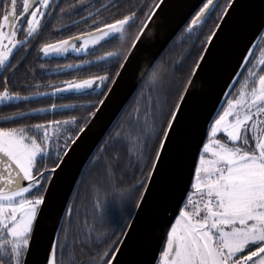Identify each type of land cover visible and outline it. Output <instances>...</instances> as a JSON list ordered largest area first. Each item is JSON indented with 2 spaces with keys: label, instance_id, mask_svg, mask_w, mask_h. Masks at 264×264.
<instances>
[{
  "label": "snow or ice",
  "instance_id": "snow-or-ice-1",
  "mask_svg": "<svg viewBox=\"0 0 264 264\" xmlns=\"http://www.w3.org/2000/svg\"><path fill=\"white\" fill-rule=\"evenodd\" d=\"M110 6L91 11L94 6L85 0L65 7L53 0H0V67L6 71L17 67L10 62L13 50L39 40L56 9L73 27L83 23L87 30L44 42L39 51L94 57L57 64L58 70L85 74L37 83L28 95L10 88L7 76L0 82V104L34 97L51 101L27 111L17 105L0 114V125H13L0 126V264H264V0H199L177 35L188 45L186 55L195 50L191 69L173 90L163 81L175 66L165 68L157 82V67L149 64L140 74L129 113H134L135 130L117 126L88 155L87 166L103 162L118 214L110 215L98 199L96 217L109 226L100 229L95 220L89 224L85 219L74 228L75 206L65 201L56 212L54 241L40 244L45 210H56L73 155L133 70L134 53L149 23L163 26L170 10L180 5L150 0L108 23L101 12ZM76 9L87 15L71 20ZM137 22L132 51L123 57L119 50L95 55L97 46L121 39ZM67 29L61 23L57 31ZM240 37L245 38L242 46ZM229 64V90L222 93L228 98L205 118L201 99ZM92 67L98 71L85 72ZM149 76L152 84L146 82ZM80 109L86 113L82 117L66 114ZM48 115L64 118L40 119ZM33 118L40 122L21 123ZM117 142L126 150L123 171L134 177L128 185L117 182L121 154L106 155ZM80 175H85L83 168ZM161 221L166 222L163 237L153 246Z\"/></svg>",
  "mask_w": 264,
  "mask_h": 264
},
{
  "label": "trees",
  "instance_id": "trees-1",
  "mask_svg": "<svg viewBox=\"0 0 264 264\" xmlns=\"http://www.w3.org/2000/svg\"><path fill=\"white\" fill-rule=\"evenodd\" d=\"M86 4H92L94 7L89 9L94 11L96 8H100L101 5H111L107 10H102L101 15L106 20V22L111 23L114 19L120 18L122 15L126 14L130 9L141 5H148L150 0H85ZM54 4H59L61 7H65L68 4L76 3V0H54ZM147 9L145 8L144 11ZM49 11H52L51 9ZM56 15L48 18L46 27L42 30L40 39L31 46L22 47L17 49L11 56L10 62L12 65H16V69L13 71L9 68L7 71L5 68L0 70V82L3 81L4 77H9L8 84L10 88H13L21 92V95H28L30 91L34 89L35 84L39 83L41 85L46 84L48 81L60 82L73 78L76 75H84L85 73H77L72 69H57L56 65L66 64L70 62H78L80 59H93L94 57L84 54H68L66 56H53L44 57L41 55L42 52L39 51L40 45L44 42H55L57 40L65 39L69 35L78 33L81 30H87L85 24L80 23L77 27H73L68 17H61L58 9L55 10ZM87 12L81 9H76L71 14V20L79 21L81 16H86ZM140 19H143V12L138 13ZM146 22V21H145ZM68 25L67 30L57 31L60 24ZM91 22L89 21V24ZM139 23H133L127 27L126 31L122 35L121 39L114 42L103 44L95 48V55H102L106 51L119 50L121 57L128 53L130 50V44L138 33ZM178 35V34H177ZM177 35L174 37L172 42L168 45L165 51L160 56L159 60L155 64L156 67L163 66L169 70L174 68L173 75L166 77L163 81L165 86L171 83V87L174 90L175 87L179 85L180 77L185 76L192 67L193 58L195 56V50L192 51L191 55H186L187 43H182ZM34 42V41H33ZM184 57L183 63L177 65V62ZM41 65H44L41 68ZM88 71H98V67H92L85 70ZM171 80V81H170ZM2 90V88H0ZM47 88H41V91H46ZM68 96L70 94H63ZM82 99H89L84 97ZM95 99V97H91ZM36 101H40L39 103ZM47 97H34L32 101H12L10 105L0 104V114H7L15 110L18 105L22 111H27L28 108H39L47 106L49 103ZM56 102H67L56 101ZM136 103L135 94L127 103L120 117L111 128V130L106 134V136L116 130L117 126H123L124 129L132 128L135 130L136 125L134 122V113L132 116L133 105ZM67 115H78L84 116L85 110L80 109L79 111H68ZM61 119L64 118L63 115H57L53 117L48 115L47 117H41L40 119ZM40 119H29L26 121H21V123H36L40 122ZM0 126H13L0 125ZM105 136V137H106ZM104 137V138H105ZM104 140V139H103ZM103 142V141H102ZM119 152L121 154V164L120 168L116 170L117 182L119 184L128 185L134 182V177L132 172H124V166L127 163L126 150L124 146L117 142L110 144L106 150V155L111 158L114 152ZM85 175L80 176L77 186L72 195L69 206H75L72 220L74 228L77 226H83L85 219L91 224L96 221L97 228L103 229L108 227L107 220L104 223H100L96 217L98 209L95 207L96 201L103 204L104 208L110 215H116L119 212V203L116 200L114 194L112 193L111 183L107 180L104 171V164L100 162L96 164L95 167L87 166L84 170ZM122 177V180L120 179Z\"/></svg>",
  "mask_w": 264,
  "mask_h": 264
},
{
  "label": "water",
  "instance_id": "water-1",
  "mask_svg": "<svg viewBox=\"0 0 264 264\" xmlns=\"http://www.w3.org/2000/svg\"><path fill=\"white\" fill-rule=\"evenodd\" d=\"M173 4H179V7H174L170 10L167 23L163 26L149 23L142 37V43L138 46V50L134 53L133 70H130L126 82L118 90V93L109 102L108 106L103 109L100 118L95 121L92 131L85 138L84 143L73 155L70 169L64 174L61 181L57 208L45 210L44 227L39 234V242L46 246L50 241H54L53 223L56 219V212L64 207L65 201L68 206L77 183L80 179V172L87 167V158L91 151H94L100 145L106 134L114 126L127 103L135 94L137 84L140 82V74L148 67L149 64L157 63L162 53L172 42L174 37L179 33L181 26L188 14L195 8L199 0H171ZM145 23H148L146 21ZM245 38L240 37L238 44L243 45ZM132 51L130 48L129 52ZM235 62L233 61L232 64ZM232 64H229L221 69V71L213 77L212 88L207 91L200 103V108L203 117H208L213 113L218 106L223 103L228 97L222 95L229 89L225 84L229 82V75L232 72ZM166 227V222L161 221L160 227L153 236L150 244L156 246L160 243L163 237V232Z\"/></svg>",
  "mask_w": 264,
  "mask_h": 264
},
{
  "label": "clouds",
  "instance_id": "clouds-1",
  "mask_svg": "<svg viewBox=\"0 0 264 264\" xmlns=\"http://www.w3.org/2000/svg\"><path fill=\"white\" fill-rule=\"evenodd\" d=\"M165 71V68L163 66H159L156 68V72H157V78L156 81L160 82V78L162 77L163 72ZM148 84H152L153 83V78L151 76L148 77L147 81Z\"/></svg>",
  "mask_w": 264,
  "mask_h": 264
},
{
  "label": "rangeland",
  "instance_id": "rangeland-1",
  "mask_svg": "<svg viewBox=\"0 0 264 264\" xmlns=\"http://www.w3.org/2000/svg\"><path fill=\"white\" fill-rule=\"evenodd\" d=\"M123 34H124V33H123ZM123 34H122V35H123ZM97 47H98V46H97ZM16 50H17V49L13 50V53H14ZM13 53L11 54V56L13 55ZM68 54H78V53H75V52H69ZM68 54H66V55H68ZM81 54H83V53H81ZM41 55L44 56V57L66 56V55H55V54H50V55H48V56H45L43 52L41 53ZM11 56H10V59H11ZM2 69H3V68L0 67V70H2ZM170 81H171V80H170ZM46 91H50V89H48V90H46ZM63 94H68V93H63ZM63 94H61V95H63Z\"/></svg>",
  "mask_w": 264,
  "mask_h": 264
},
{
  "label": "flooded vegetation",
  "instance_id": "flooded-vegetation-1",
  "mask_svg": "<svg viewBox=\"0 0 264 264\" xmlns=\"http://www.w3.org/2000/svg\"><path fill=\"white\" fill-rule=\"evenodd\" d=\"M53 1H54V0H53ZM49 18H50V17H49ZM46 23H47V21H46ZM37 41H38V40H37ZM37 41H34L33 44H35Z\"/></svg>",
  "mask_w": 264,
  "mask_h": 264
}]
</instances>
